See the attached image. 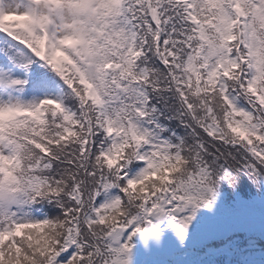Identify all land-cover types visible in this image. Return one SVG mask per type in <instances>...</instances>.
<instances>
[{"label": "snow or ice", "instance_id": "obj_1", "mask_svg": "<svg viewBox=\"0 0 264 264\" xmlns=\"http://www.w3.org/2000/svg\"><path fill=\"white\" fill-rule=\"evenodd\" d=\"M0 264H264V0H0Z\"/></svg>", "mask_w": 264, "mask_h": 264}]
</instances>
